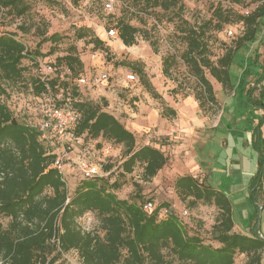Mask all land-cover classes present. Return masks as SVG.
Returning <instances> with one entry per match:
<instances>
[{
    "label": "trees",
    "instance_id": "1",
    "mask_svg": "<svg viewBox=\"0 0 264 264\" xmlns=\"http://www.w3.org/2000/svg\"><path fill=\"white\" fill-rule=\"evenodd\" d=\"M223 2L240 8L235 12L222 6ZM180 0H144L147 8L169 11ZM254 5V7H253ZM250 9L249 15L243 10ZM30 12L25 0H0V18H21ZM181 32L186 45L180 58L195 79L193 94L201 109L218 106L209 74L225 93L239 95L233 80L259 72L253 86L244 89L248 105L263 111L252 134V147L257 152L258 170L249 182V199L255 211L247 234L235 231L233 204L230 198L210 184L191 175L178 177L175 191L190 208L199 204L213 206L217 216L212 227L204 232L189 225L172 204H159L150 214L143 211L147 201L138 191L127 199L117 192L127 184V176L142 168V182H151L168 164V156L152 145H139L136 136L102 103L87 99L83 88L75 81L86 75L84 62L71 48L53 61H44L41 44L29 52L16 33L0 32V264H55L63 253L76 251L83 264H236L238 257H246L243 264H263L264 239L258 228L261 193L264 189V56L254 50L251 62L247 51L260 38L264 27V0H219L213 16L200 26L182 21ZM238 23L243 32L226 46L214 61L209 47L210 30L221 32L224 26ZM118 36L126 46H133L138 29L118 21ZM89 31L80 29L84 39ZM260 38V39H259ZM43 42L61 41L53 34ZM94 53L108 52L106 41L93 37ZM264 45V40H263ZM104 56V55H103ZM102 56V57H103ZM262 58V59H261ZM30 60L25 66L24 61ZM248 61V62H247ZM175 58L163 60V74L170 76ZM50 65L53 72L42 79L40 67ZM145 89L162 99L150 82L143 65L134 64ZM180 87V85L178 86ZM52 104L80 115V123L73 134L87 139L104 140L105 144L122 147L125 158L113 177L115 164L106 160L101 171L106 175L80 179L69 193L62 174L53 167L55 145L41 140L38 130L43 119L42 109ZM212 106V107H211ZM166 116L176 112L164 106ZM100 142L101 149L105 144ZM141 186L139 183L135 185ZM49 192V193H48ZM154 202V201H153ZM188 209L187 207H183ZM163 209L166 216L161 217ZM92 213L99 222L101 233L84 232L79 220ZM3 219H8L6 225ZM165 251H168L169 258Z\"/></svg>",
    "mask_w": 264,
    "mask_h": 264
},
{
    "label": "rangeland",
    "instance_id": "2",
    "mask_svg": "<svg viewBox=\"0 0 264 264\" xmlns=\"http://www.w3.org/2000/svg\"><path fill=\"white\" fill-rule=\"evenodd\" d=\"M25 1L30 5V12L21 18H14L9 15L1 17L0 32L16 33L17 38L26 44L29 52L35 51L38 45L41 44L40 49L43 55L41 59L44 61H53L56 57L69 52L71 48H76L77 54L84 62L86 76L97 75L101 71L107 72L111 76V79L107 83L99 84L91 89L82 87L87 99L99 103H102L103 97L101 93L103 90H115L114 94L117 96V99L127 95L125 92L127 90L122 86L125 74L133 72L140 79L139 74L134 68L135 63L144 66L150 82L152 83V78L154 84H156V86H153L156 91L158 89L164 93H174L177 90L183 93H193L192 87L195 86V79L188 74V69L180 58L186 48L182 39V21L188 22L192 26H200L212 18L214 9L219 4V0H180L177 8L165 11L161 8H147L144 5V0ZM222 6L231 8L235 12L240 11V8L228 2H223ZM120 20H124L138 29L135 44L130 47L126 46L119 36L113 41L107 40L108 44L106 47L108 48V52L104 51L105 54H103L104 56L102 55L104 63L99 68H94L91 61V55L94 54L92 52L94 51V45L90 43L91 38L97 37L106 40L107 31L110 28H116ZM80 29L89 31V36L79 39L78 34ZM230 29L234 31V37L229 36L228 31ZM242 32L243 29L238 23L224 26L221 32L213 29L210 30L207 33V37H209L211 58L216 61L224 53L226 46L236 41ZM53 34H58L61 41L57 44L43 42V39ZM259 36L260 38L264 37V27L260 29ZM263 40L261 39L252 44V50L247 51L246 59H249L248 61L251 62L254 56L253 52L257 48L261 57L264 56ZM168 56L175 58V64L170 70V76L166 77L163 74V60ZM24 65H30V60H25ZM258 76L259 72H256V74L253 73L251 76L245 77L247 78L245 83H249L252 86V83L255 82ZM207 77L213 83L218 100L222 101V94H225L224 91H219L222 86L209 74H207ZM179 85L180 87H178ZM137 90H139L137 94L141 98H145L144 94H147L146 92L148 91L143 86L141 79L140 87ZM147 100L145 98V101ZM159 102L162 103L160 99ZM221 110L222 107L218 104V106H213V109L210 108V110L205 112L216 123L219 120ZM85 142L84 145L74 148L73 153L70 154L69 165L65 172V180L69 193L74 191L81 179L80 172L76 166L79 160L86 159L98 164L102 163L100 155L102 148L100 149L97 144L100 142L104 143L105 141L101 139H87ZM161 144L170 145L171 143L162 141ZM117 151V158L113 160L115 168L111 181H114L118 177L117 169L120 165L119 161H123L125 158L122 147L117 149ZM141 174L142 168L139 166L132 175L127 176V184L117 192L120 198H130L139 191L144 201L150 199L157 203V205L163 203L176 205L179 212L183 207H187L189 216L186 218V221L201 232L205 233V231H208L212 227L218 213L217 209L204 204H199L196 208H190L188 203L183 202L175 191V174L168 176L169 178L163 177L160 182H158L156 177L148 183L142 182ZM136 183H139L141 187L137 188L135 186ZM7 222L8 219H3L4 225ZM79 226L84 232L96 231L101 233L99 222L92 213L81 218ZM261 227L264 234L263 211H261ZM165 254L169 258L168 251H165ZM245 260L246 257L244 256L238 257L236 264H243ZM55 264L83 263L76 251H70L63 253Z\"/></svg>",
    "mask_w": 264,
    "mask_h": 264
},
{
    "label": "crops",
    "instance_id": "3",
    "mask_svg": "<svg viewBox=\"0 0 264 264\" xmlns=\"http://www.w3.org/2000/svg\"><path fill=\"white\" fill-rule=\"evenodd\" d=\"M246 80L243 77L233 80L238 96L224 92L222 101L217 98L222 110L216 123L201 109L193 93L177 90L164 93L157 89L162 103L148 92L144 94L148 99L145 101L137 89L125 91L127 95L118 99L115 90L101 93L108 103L107 111L135 134L139 145L155 146L168 156L167 166L157 175L158 182L175 174V180L191 175L212 185L232 201L235 231L243 234L248 233L255 211L248 188L258 170L252 134L263 115V111L253 110L247 103L244 89L251 86ZM151 81L156 86L152 78ZM164 106L173 109L176 115L163 114ZM261 131L264 137V125ZM162 141L171 144L163 145ZM260 199L264 213V189ZM261 235L264 237L262 227Z\"/></svg>",
    "mask_w": 264,
    "mask_h": 264
},
{
    "label": "built area",
    "instance_id": "4",
    "mask_svg": "<svg viewBox=\"0 0 264 264\" xmlns=\"http://www.w3.org/2000/svg\"><path fill=\"white\" fill-rule=\"evenodd\" d=\"M244 14L249 15L250 9L243 10ZM229 36H235L232 29L228 31ZM106 41H113L118 38V32L116 29H109L106 33ZM91 61L94 68H99L103 63V57L98 53L91 55ZM40 72L43 75L42 79L45 80L47 76L53 72L50 65H42L40 67ZM111 79V76L104 71L99 72L97 75L86 76L83 75L78 78L75 82L81 86L91 89L99 84L107 83ZM122 86L127 91H133L140 87V79L136 73L129 72L125 74ZM43 119L39 123L38 130L41 133V140L44 142H50L55 145L56 159L54 161L53 167L57 169L63 176L65 181V172L67 166L69 165L70 154L73 153V149L80 147L83 144V138L77 137L73 134V130L80 123V115L67 108H57L52 104H48L43 107ZM117 149L112 144H105L101 151V162L110 160L113 162L117 158ZM121 164L123 161H119ZM68 163V164H67ZM76 166L80 172L82 179H91L95 176L106 175L101 171V163H95L90 160L81 159L76 163ZM66 183V181H65ZM67 185V183H66ZM157 208V203L153 201H147L143 205V211L147 214L152 213ZM172 208H176L174 205ZM168 213L167 209H163L161 217L166 216ZM180 216L187 218L189 212L187 209L182 208L180 210Z\"/></svg>",
    "mask_w": 264,
    "mask_h": 264
},
{
    "label": "water",
    "instance_id": "5",
    "mask_svg": "<svg viewBox=\"0 0 264 264\" xmlns=\"http://www.w3.org/2000/svg\"><path fill=\"white\" fill-rule=\"evenodd\" d=\"M260 208H261V211H262V209H263V206L260 204ZM261 211H260V213H259V220H258V228L261 226ZM262 239H264V237L263 236H260ZM263 264H264V262H263Z\"/></svg>",
    "mask_w": 264,
    "mask_h": 264
}]
</instances>
